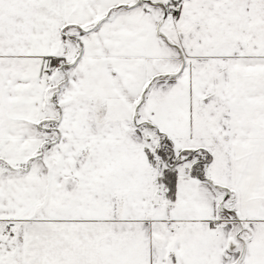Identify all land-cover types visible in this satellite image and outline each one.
I'll use <instances>...</instances> for the list:
<instances>
[{"label": "snow or ice", "instance_id": "obj_1", "mask_svg": "<svg viewBox=\"0 0 264 264\" xmlns=\"http://www.w3.org/2000/svg\"><path fill=\"white\" fill-rule=\"evenodd\" d=\"M0 264H264V0H0Z\"/></svg>", "mask_w": 264, "mask_h": 264}]
</instances>
